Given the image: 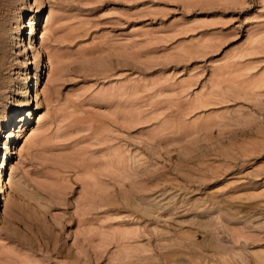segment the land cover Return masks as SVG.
Returning <instances> with one entry per match:
<instances>
[{
  "label": "rangeland",
  "instance_id": "obj_1",
  "mask_svg": "<svg viewBox=\"0 0 264 264\" xmlns=\"http://www.w3.org/2000/svg\"><path fill=\"white\" fill-rule=\"evenodd\" d=\"M22 77L0 264L264 261V0H0V113Z\"/></svg>",
  "mask_w": 264,
  "mask_h": 264
},
{
  "label": "bare ground",
  "instance_id": "obj_2",
  "mask_svg": "<svg viewBox=\"0 0 264 264\" xmlns=\"http://www.w3.org/2000/svg\"><path fill=\"white\" fill-rule=\"evenodd\" d=\"M31 4L28 5V7L31 8ZM29 27H30V35L28 36V43L30 45V47H32L33 49V53H34V57L36 58L35 60V64H36V70L38 71L39 69V66H40V61H41V54H40V50L39 48H37L34 44H33V39H34V32H35V25L32 23L31 24V21H29ZM2 29V28H1ZM21 30V27L20 29ZM28 33V34H29ZM21 35L18 36V40H19V46L20 47H27L26 45V39H22L20 37ZM3 44V43H2ZM6 46V45H5ZM37 71L35 73V76L32 77L33 78H36V83L35 85L37 86L38 85V74H37ZM23 75V74H22ZM25 76V75H24ZM21 86L14 89V93L17 94V95H20L22 96V98H14L13 99V103H12V108L11 110H8V111H5L4 113H0V122L3 121V123L0 124V129H1V132L0 134L2 133V129L6 126H9L11 124V122L13 121V117H18V130H8L7 134H5L4 137H8V140L5 141L4 145H5V153L3 155V160H2V164L0 165L1 169H0V192L1 193H6V190H7V183H8V179H9V176L7 177V180H6V176H7V173H5V169H4V164H5V161L7 158H9V153L12 151L10 150V141L13 139V138H17L19 136H21V132H23V128L26 126V121L29 119V116L30 114L32 113L29 109V112L27 115L25 114H17V112L19 111V109L22 107H28L30 104H31V93L29 94V91L27 90V88H23L22 86L25 84V85H28V78L27 77H22L21 78ZM28 87V86H27ZM23 91L25 92L23 94ZM22 93V94H21ZM30 95V96H29ZM35 97V98H34ZM34 100H37L38 103H37V106L35 108H38L39 107V104H40V93H39V89L38 87H36V89L34 90ZM33 101V100H32ZM15 120V119H14ZM5 157V158H4ZM249 253V252H248ZM247 253V254H248ZM257 254V253H256ZM242 255V254H241ZM259 254H257V257H260L258 256ZM244 256V255H243ZM251 256V255H250ZM245 257V256H244ZM248 257V256H247ZM246 258V257H245ZM244 258V260H245ZM249 258V257H248ZM246 258V259H248ZM250 259V258H249ZM258 259V258H257ZM261 259H263L261 257ZM243 260V261H244ZM247 261V260H246ZM258 264H264V261L263 260H257ZM245 262V261H244ZM248 262H250L248 260ZM247 262H245L244 264H246ZM255 263V262H254ZM256 263V264H257ZM243 264V263H241ZM248 264V263H247ZM251 264V263H250Z\"/></svg>",
  "mask_w": 264,
  "mask_h": 264
}]
</instances>
